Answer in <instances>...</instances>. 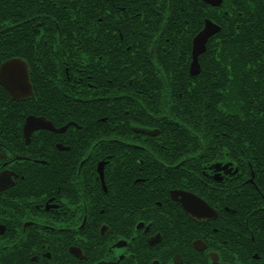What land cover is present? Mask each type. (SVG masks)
Wrapping results in <instances>:
<instances>
[{"label":"flooded vegetation","instance_id":"1","mask_svg":"<svg viewBox=\"0 0 264 264\" xmlns=\"http://www.w3.org/2000/svg\"><path fill=\"white\" fill-rule=\"evenodd\" d=\"M90 2L74 0L77 14L91 10ZM29 21L12 19L0 29H8L15 40L30 36L31 27L36 38L45 35L44 26ZM65 25L49 26L52 48L68 34L65 39L75 42L65 45L61 57L69 61L80 54L79 62H86L96 56L92 67L66 64L58 70L57 58L44 55L0 58L23 66V73L11 78L14 86H25L15 99L0 83L5 96L0 115L10 110L8 119H0V176L5 177L0 183V264H264V132L248 138L222 134L214 140L221 143L207 142L206 155H123L124 90L105 89L102 78L122 81L125 74L109 75L93 65H100L103 55L110 62L123 59L118 50L125 29ZM60 28L67 31L62 35ZM188 74L193 76L189 66ZM47 77L59 80L54 86L59 124L22 105L35 98L33 81ZM67 108L83 119L66 120ZM259 109L261 116L264 109ZM29 116L62 130L29 134L24 129ZM112 125L120 130L111 132ZM134 131L159 133L157 128ZM146 156L152 157V168L132 167ZM129 182L138 187L132 195ZM189 196L207 213L190 212L184 202Z\"/></svg>","mask_w":264,"mask_h":264},{"label":"trees","instance_id":"2","mask_svg":"<svg viewBox=\"0 0 264 264\" xmlns=\"http://www.w3.org/2000/svg\"><path fill=\"white\" fill-rule=\"evenodd\" d=\"M73 1L16 0L18 5L13 7L10 0H0V25L12 19H30L31 26L40 23L45 30L44 36L36 38L31 27L30 36L15 40L8 29H0V58L44 55L57 58L58 70L66 64L76 69L92 67L96 56L92 61L79 62L83 57L77 54L76 59L72 55L65 61L61 52L75 41L65 39L67 34L55 43L54 50L49 26L103 23L113 32L123 26L124 44L118 50L123 59L110 62V57L103 55L100 65H93L109 75L125 74L122 81L102 78V86L108 87L105 89L124 90L123 138L127 143H123V155H206L207 142L222 134L248 138L259 129L264 132V114L259 116V105L264 109V0H222L217 7L199 0H109L107 8L104 0H91L92 9L79 14ZM205 19L220 30L208 39L198 57L199 73L190 76L192 39ZM152 27L156 31H149ZM66 28L59 29L62 35ZM51 72L48 63L46 73ZM55 82L57 85L59 80L36 78L34 100L22 105L59 124L62 117ZM3 98L1 93L2 104ZM9 111L5 109L6 116L2 111L0 119H8ZM64 114L66 120L83 119L68 108ZM119 126L112 125L111 132L120 130ZM138 128H157L159 133L148 136L134 131ZM140 159L142 162L132 167L152 168V161H148L152 157ZM128 185L129 194L138 191L136 185Z\"/></svg>","mask_w":264,"mask_h":264},{"label":"water","instance_id":"3","mask_svg":"<svg viewBox=\"0 0 264 264\" xmlns=\"http://www.w3.org/2000/svg\"><path fill=\"white\" fill-rule=\"evenodd\" d=\"M201 1L206 3V4H208V5H210V6H213V7L219 6L221 4V2H222V0H201ZM219 29H220L219 26H217L212 21L206 19L204 21L203 28L194 36V38L198 37L197 38L198 41L201 38V42L199 44H197L194 41V38L192 40L191 62H190V65H189V73L191 75L198 74V72H199L198 56L205 51V45H206L207 40L212 35L217 33L219 31ZM5 63L14 65L13 61H7ZM21 82L24 83V80H21ZM1 84L4 86V88L9 93V95L12 98H15V99L19 98V96L16 94V92L19 89H21V88L22 89L25 88L24 85H22L20 87L14 86L13 83H12L11 74L6 75L4 83H1ZM36 120L42 121V122H40L41 124L42 123L45 124L46 127H44V129H48V130H52V131H56V132H60V130H62V129H59V130L54 129L53 126L51 125V123L49 121H46L43 118H35V117H32V116H29V117L26 118L24 129L25 130H29V129L34 130V129H36V128L32 127L36 123L35 122Z\"/></svg>","mask_w":264,"mask_h":264},{"label":"snow or ice","instance_id":"4","mask_svg":"<svg viewBox=\"0 0 264 264\" xmlns=\"http://www.w3.org/2000/svg\"><path fill=\"white\" fill-rule=\"evenodd\" d=\"M198 37L194 38V41L199 44L201 42V38L198 41ZM16 74V75H21L23 73V66L21 65H13V64H7L4 61L0 60V83H4L5 81V76L8 74ZM21 91L23 89L21 88ZM36 123L32 126L33 128L40 129L46 127L44 123H40L42 121L36 120ZM31 132V129H29V134ZM5 177L0 176V183H3ZM185 206L190 212H194L198 215H204L207 213V208L200 203V201L188 197L187 199L184 198Z\"/></svg>","mask_w":264,"mask_h":264}]
</instances>
